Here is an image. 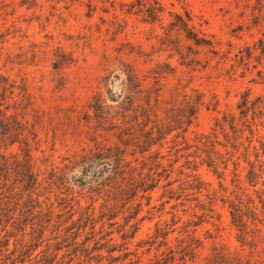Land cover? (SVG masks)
I'll return each mask as SVG.
<instances>
[{"label": "rangeland", "instance_id": "obj_1", "mask_svg": "<svg viewBox=\"0 0 264 264\" xmlns=\"http://www.w3.org/2000/svg\"><path fill=\"white\" fill-rule=\"evenodd\" d=\"M180 17L210 44L188 40ZM107 89L122 91L120 99L109 100ZM245 92L264 105V0H0V117L24 125L36 165L64 167L70 176L84 168L150 170L159 152L158 170L180 168L188 165H182L183 155L195 150H184L180 138L172 141L180 130L149 150L132 144L136 138L122 144L119 136L135 126L131 108L148 94L158 118L195 108L183 132L194 144L224 112L237 113ZM263 121L261 116L254 127L264 134ZM19 145L0 152H21ZM232 169L229 163L223 180L228 191ZM198 173L219 189L207 166ZM161 192L156 188L149 203L142 200L137 217L144 219L132 248L178 202L164 203ZM177 208L181 214L185 206ZM208 215L197 228L201 256L216 244L238 248L228 205L219 196Z\"/></svg>", "mask_w": 264, "mask_h": 264}, {"label": "trees", "instance_id": "obj_2", "mask_svg": "<svg viewBox=\"0 0 264 264\" xmlns=\"http://www.w3.org/2000/svg\"><path fill=\"white\" fill-rule=\"evenodd\" d=\"M180 20L188 40L198 46L210 44ZM136 88L142 91L138 84ZM107 94L117 101L122 91L107 89ZM248 95H241L236 114L224 112L194 144L187 143L183 132L195 108L158 118L149 94L131 108L135 126L127 127L125 138L119 136L122 144L136 138L132 144L149 150L180 130L172 141L180 138V144L186 143L184 150H195L183 155L182 165H188L177 169L158 170L161 163L155 160L163 156L156 152L155 169L84 168L70 176L64 167L36 165L24 125L1 116L0 147L17 142L22 151L0 152V264H264V134L254 127L264 117V105H257L260 97L249 101ZM229 163L230 181L235 180L231 191L223 184ZM200 165L218 177V190L200 179ZM156 188H162L164 203L178 202L170 211H161L151 232L132 248L144 219L137 217L142 200L149 203ZM218 196L228 205L240 244L235 249L216 244L201 256L203 241L197 228L211 216ZM179 205L185 206L181 214ZM166 213L169 218H162Z\"/></svg>", "mask_w": 264, "mask_h": 264}]
</instances>
